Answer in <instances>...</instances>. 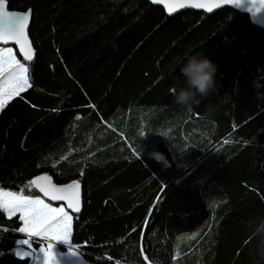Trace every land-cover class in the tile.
I'll return each mask as SVG.
<instances>
[{"label":"trees","instance_id":"1","mask_svg":"<svg viewBox=\"0 0 264 264\" xmlns=\"http://www.w3.org/2000/svg\"><path fill=\"white\" fill-rule=\"evenodd\" d=\"M7 5L30 10L34 55L15 49L31 87L0 109V189L41 196L30 184L41 173L80 182L70 232L88 264H264L248 240L264 218V29L233 8ZM197 52L216 88L182 107L171 90ZM18 216L0 209V264H33L16 255Z\"/></svg>","mask_w":264,"mask_h":264},{"label":"snow or ice","instance_id":"2","mask_svg":"<svg viewBox=\"0 0 264 264\" xmlns=\"http://www.w3.org/2000/svg\"><path fill=\"white\" fill-rule=\"evenodd\" d=\"M163 2L164 0H153V3ZM223 3H240V0H223ZM220 6L219 3H215V7ZM165 7L169 13L177 11V8L171 4L165 3ZM178 7L205 8L206 4L180 2ZM250 8L254 11L261 9L252 0ZM207 11L211 12L212 7H207ZM30 15V10L24 13L10 11L7 0H0V44L7 45L10 41H14L19 46L26 62L33 60V49L27 35ZM29 71V66L16 59L12 48H0V109L31 87ZM30 184L51 201H67L69 209L75 212L80 211L79 183L73 182L67 186L56 187L51 177L44 175L31 180ZM0 209L7 213L9 219L19 214V221L23 222V227L19 228V232L25 233L28 238L19 240L17 243L27 246L28 250L24 251L22 248L16 252L21 259L28 257L30 260H41V264H58L54 250V242L58 241L70 245L68 248L70 253L76 254L79 249V246H73L70 232L71 217L64 207H52L40 196H33L31 192L26 195L23 190L16 193L0 189ZM34 238H40L35 241L36 243H40L41 240H47L49 243L46 247L41 246L39 249H34L32 247Z\"/></svg>","mask_w":264,"mask_h":264},{"label":"clouds","instance_id":"3","mask_svg":"<svg viewBox=\"0 0 264 264\" xmlns=\"http://www.w3.org/2000/svg\"><path fill=\"white\" fill-rule=\"evenodd\" d=\"M184 83L178 88H173L171 94L175 102L182 107L190 108L199 105L201 99L215 91L216 65L201 52L193 53L185 58L179 67ZM250 234L248 240H255L256 253L264 261V218L248 222Z\"/></svg>","mask_w":264,"mask_h":264},{"label":"water","instance_id":"4","mask_svg":"<svg viewBox=\"0 0 264 264\" xmlns=\"http://www.w3.org/2000/svg\"><path fill=\"white\" fill-rule=\"evenodd\" d=\"M147 1L149 3H151L152 5H154V6H159L162 9H164V11H165V13H166V15L168 17H173V16H175V15H177V14L183 12V11H186V10H196V11H201V12H205V13L211 14V13H214V12L220 10V9H223V8L238 9V10H240L242 12H245L246 14L249 15V17H250L253 25L264 29V0H252V2L257 7L261 8L259 11L251 10V8H250L251 0H240V3H229V4H224L223 3V0H164L163 3H153V0H147ZM180 2H185V3L202 2V3H205L206 4V7L205 8H194V7L179 8L178 7V4ZM165 3L171 4V6L176 7L177 8V11H175L173 13H169L168 12V9L165 7ZM215 3H219L221 6L220 7H215ZM207 7H212V11L211 12L207 11ZM8 9L10 11L24 13V11H21V10L10 9V8H8ZM29 24H30V20H29ZM27 35H28V40H29V42L32 45V41H31V38L29 36V26H28V29H27ZM0 45H3V44H0ZM6 46H12V47H14L16 49V51L18 52V54L21 56V58L24 60L23 54L20 52L19 46L16 45L14 41H10ZM32 49H33V45H32ZM33 55H34V50H33ZM44 175H48V174L41 173V174H38L35 177H33V179H36V178L41 177V176H44ZM48 176H50V175H48ZM51 179H52V177H51ZM52 182H53V184L56 187L67 186V185L72 184L73 182H77V183L80 184V182H78L77 180H72V181H69V182L64 183V184H57L52 179ZM36 190L39 192V189H36ZM39 194L43 198H45L46 200L51 201L48 197H45L43 195V193H40L39 192ZM52 202H60V203H62L65 206V208L70 212V214L77 213L73 209H69L67 207V201H52ZM81 206H82V187H81V184H80V204H79L80 209H81Z\"/></svg>","mask_w":264,"mask_h":264},{"label":"rangeland","instance_id":"5","mask_svg":"<svg viewBox=\"0 0 264 264\" xmlns=\"http://www.w3.org/2000/svg\"><path fill=\"white\" fill-rule=\"evenodd\" d=\"M5 47H10V48H12L13 53L15 54L16 59L19 60L18 57H17V54H16V51H15V48H14V47H12V46H6V45H0V48H5ZM21 63H23V62L21 61ZM2 190H4V191H10V190H7V189H2ZM40 198H41V199H44V198L41 197V196H40ZM44 200H45V203H49V204H51L52 207H64V208H65V206H64L62 203L54 204V203L49 202V201L46 200V199H44ZM65 211H67L68 214H69V216L71 217L70 212H69L66 208H65ZM5 213H6V212H5ZM6 215H7V213H6ZM71 221H72V217H71ZM71 221H70V222H71ZM21 227H23V222H22L20 228H21ZM70 230H71V228H70ZM18 232H19V230H18ZM19 233L23 235V237L20 238L19 240L27 239V238H28L27 235H26L25 233H21V232H19ZM38 239H40V238H34V242H35L36 240H38ZM34 242H33V244H32V247H33L34 249H39L41 246L46 247L47 244L49 243V241H47V240H41L40 243H36V244H34ZM19 245H20V244H19ZM20 246H21V249H22V248L24 249V251H27V250H28L27 246H23V245H20ZM73 246H74V245H73ZM69 247H70V245H66V244H65L64 242H62V241L54 242V250H55V252H56V254H57L58 264H88V263L83 259V257L81 256L79 250H77L76 254H73V253H70V252L68 251V248H69ZM37 255H39L38 252H37ZM33 264H41V260H33Z\"/></svg>","mask_w":264,"mask_h":264},{"label":"bare ground","instance_id":"6","mask_svg":"<svg viewBox=\"0 0 264 264\" xmlns=\"http://www.w3.org/2000/svg\"><path fill=\"white\" fill-rule=\"evenodd\" d=\"M42 197V196H41ZM45 199V198H44Z\"/></svg>","mask_w":264,"mask_h":264}]
</instances>
